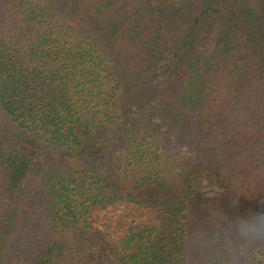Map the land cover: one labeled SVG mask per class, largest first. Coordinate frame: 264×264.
I'll return each mask as SVG.
<instances>
[{"label":"trees","instance_id":"obj_1","mask_svg":"<svg viewBox=\"0 0 264 264\" xmlns=\"http://www.w3.org/2000/svg\"><path fill=\"white\" fill-rule=\"evenodd\" d=\"M0 264H264V0H0Z\"/></svg>","mask_w":264,"mask_h":264},{"label":"rangeland","instance_id":"obj_2","mask_svg":"<svg viewBox=\"0 0 264 264\" xmlns=\"http://www.w3.org/2000/svg\"><path fill=\"white\" fill-rule=\"evenodd\" d=\"M158 125H153L156 128ZM160 129L154 130L153 133L157 135L154 140V146L159 149L160 153L164 157V175L166 178L170 179L173 183L174 188L178 192L184 193L186 191L187 185L184 183V178L180 176V168H177L176 159L178 156L181 157H192V152L185 146L179 144L177 136L173 131H168L165 127H158ZM47 164L50 165H62L76 169L77 167H82L83 163L81 161L72 160L66 161L62 156L57 154H50L44 157ZM192 186L199 192L206 194L207 196L213 197L223 194V189L216 184H209L206 180H196Z\"/></svg>","mask_w":264,"mask_h":264}]
</instances>
